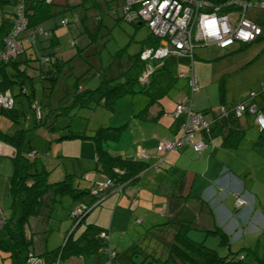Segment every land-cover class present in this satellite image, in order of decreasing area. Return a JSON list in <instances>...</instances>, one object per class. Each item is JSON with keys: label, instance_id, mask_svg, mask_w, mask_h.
<instances>
[{"label": "rangeland", "instance_id": "obj_1", "mask_svg": "<svg viewBox=\"0 0 264 264\" xmlns=\"http://www.w3.org/2000/svg\"><path fill=\"white\" fill-rule=\"evenodd\" d=\"M62 2L67 3L68 6L56 15V19L59 20L61 16H66L70 21L56 27L60 34V41L55 44L53 50L57 52L59 49L66 53L64 60L69 58L65 62L66 65L57 71L51 65L52 63L44 62L53 67V75L40 76L37 74L31 82H25L22 90L18 85L12 87V92L15 93L14 105L22 111L18 121H13L0 114V127L3 130L11 132L17 127L25 128V141L21 145V156L14 157L12 163L10 157L2 158L4 156L0 155V233L2 232L1 221L14 211V208L10 206L13 199L8 192L12 172L14 173L16 169L22 170L25 163L34 160L38 167L48 170L49 181L61 179L66 173H72L77 185L92 186V180L87 179L82 172L85 166L93 164L94 157L97 155L94 140L82 136L62 138L58 136L75 131L92 134L99 125L118 126L121 120H125L132 106L138 113L149 100L147 94L138 91L119 96L110 108L101 104L81 107L70 105L71 89L76 80L85 87H95L109 65L114 66L118 61L124 64L142 46L150 43V29L144 23L137 24L138 18L131 20L122 16L123 11L120 6L115 11L96 9V6H93L83 21H74L75 15H81L85 11L84 4L92 5L91 1L55 0L53 6H58ZM95 10L99 12L97 15L92 13ZM248 12L260 17L264 25V9L249 8ZM1 13L0 9V24L2 22ZM3 35L4 32H1L0 39ZM71 39L74 40V44L70 43ZM78 48H82L81 52L73 56ZM90 49H93L92 54L88 52ZM95 59L98 60L96 65L93 63ZM168 61L170 68L175 73L181 74L165 96L163 95L162 103L168 107V111L166 109L167 112L164 113L169 118L164 121L166 124L175 118L173 112L180 101H185L193 110L207 108L210 113V111L218 110L221 103L228 108L247 97L252 90H259L264 81V31L258 39L248 43L235 42L225 48L219 47L214 42L198 43L193 48V54L190 52L171 53ZM55 77H57L56 80H52ZM191 77L196 79L194 90L190 84ZM221 82L224 85L223 98L220 97ZM242 122L245 128L241 142L236 147H225L219 144L217 147L229 154L228 161L237 170L238 176L245 179L246 186L251 188L248 190L252 194L257 192L252 187L259 190V197L245 199L242 203L248 200L249 204L256 206L255 212L261 220L254 221L256 227L252 224L245 226L242 235L240 228L235 232L228 231L229 233H226L228 241H221L220 232L205 229L190 231L201 233V235L191 234V236L202 239L205 244L215 248L219 255L232 256L233 260L225 264H264V128L255 123L252 116L247 119L242 118ZM128 129L124 130L120 141L124 139L126 142L135 135V133H129ZM214 139V142L218 141V137ZM116 142L115 138H108L103 144L108 148L109 144H116ZM29 145L36 151L35 157H28ZM186 146L192 148V145L186 144ZM196 155L200 157V153L196 152ZM182 162L189 166L188 159ZM7 171H10L8 179L6 175H3ZM96 173V177L101 176L100 171ZM101 178L96 180L97 183L105 182V178ZM118 194L114 192L109 196L113 206L117 202ZM44 196L46 204L41 210V216L36 217L41 221L39 228L46 226L47 229L44 234L39 235H44V238L48 237L50 242L57 245L62 243L63 233L67 226L69 228L74 226L72 225V211L82 209L84 202L73 200L67 194L56 196L52 202L51 190H48ZM20 209L18 201L17 216L20 214ZM106 209L110 217L112 209L107 204H100L88 212L87 221L92 218L99 220L106 218ZM124 212L125 209H123ZM142 213V208H139L138 213L133 212V221H135L134 216H141ZM207 227L212 226L209 224ZM80 229L81 227L77 228L75 234H78ZM248 229L249 231H246ZM223 230L225 231L226 227ZM118 233L121 235L120 232H116L115 237L122 241L126 234L118 237ZM137 240L140 248H137L136 256L142 257L146 254L144 248L146 243L154 245L151 247L153 248L151 252L157 255L165 250V239L161 236L157 238V236L149 237L143 234L139 236L138 234ZM249 249L252 251L248 252Z\"/></svg>", "mask_w": 264, "mask_h": 264}, {"label": "trees", "instance_id": "obj_2", "mask_svg": "<svg viewBox=\"0 0 264 264\" xmlns=\"http://www.w3.org/2000/svg\"><path fill=\"white\" fill-rule=\"evenodd\" d=\"M90 1L92 3L91 6L100 8V0ZM82 2H80V4H83ZM115 2L118 3L113 9H116L118 6L122 9V0H116ZM54 3L55 0L51 2H46L45 0H26L24 2L27 24L22 34L27 36L36 33L39 28H42L44 33H36L33 41L25 40L23 42V48L20 53H25L26 57L24 59L18 58L20 54L18 53V55L8 60L0 61V90L9 89L14 99L15 93L12 92V87L18 85L22 90L25 82H31L34 78V76L27 71L28 63L37 60V69H39L40 63L50 62L58 71L66 65L65 62L69 59L66 58L64 60V58L59 57L53 52L52 46L54 43H57L55 41L56 36L53 32L59 24L61 25L60 19L64 17L61 16L58 20L56 19V15L63 12L68 6L67 3H62L60 4V9L55 10L53 8ZM0 9L2 11L0 33L4 32L3 37L0 39L1 47L4 42V37L11 29L15 19L17 0H0ZM75 16L80 19L85 18L87 16L86 8L81 15ZM122 16L124 15L122 14ZM249 16L262 27V32L256 37L258 39L264 31L263 22L260 17H256L251 13H249ZM48 20L53 24L56 23V25L52 27L48 26ZM140 23L143 22L141 21L137 24ZM6 24H8V27H6ZM248 42L251 41L242 43ZM160 44L161 39L150 32V43L142 46L141 49L131 55L124 64L118 61L114 66L109 65L105 72L102 73V77L95 87H85L76 80L73 84V89H71L72 101L70 105L81 107L101 104L110 108L119 96L125 93H134L138 91L144 92L149 96L148 104L158 100L159 97L166 94L177 77L181 74L175 73L170 68L168 55L162 59L152 58L148 60L151 65L150 72L144 81L140 79V75L147 68L148 63V61L140 57L141 50L144 47H156ZM81 50L82 48H78L73 56L79 54ZM88 52L92 54L93 49H90ZM44 55L52 56V59L44 61L42 60V56ZM93 63L95 65L98 64V60L95 59ZM184 75L186 74L184 73ZM56 78L57 77L52 78V80H56ZM223 91L224 85L221 82L220 97L222 98ZM25 93L27 94L28 92L26 91ZM262 95L263 94H260V96ZM247 97L242 100H245ZM148 104L145 105L139 113L144 112ZM234 104L227 108L221 103L227 110V113L221 116L217 112L218 110L210 111V113L207 108L195 110L203 113L212 121L211 130L207 135L209 139L211 136L212 138L214 136L219 137L221 139L220 144L226 147H236L243 139L245 125L242 122V118L247 119L249 116H252V120L254 121V114L247 110L243 112L242 116H236L232 113ZM259 105L264 109V104ZM21 113L22 111L16 106L6 108L0 105V114H3L13 121H18V117ZM123 126L124 125H118L112 127L109 125H99L92 134L75 131L71 133H62L58 136V138L64 136L92 138L97 150L95 165L92 169L83 171L82 174L90 171H100L106 175V180L108 178L110 179L109 183L105 184L106 180L102 184L94 181L90 187H81L74 182L72 173H66L61 179L49 181L47 177L48 170L38 167L34 160L32 162L29 160L24 164L22 170H15L14 173L11 174L8 192L13 199L10 206L14 208V211L10 216L4 218L1 223L2 232L0 233V251L3 253V259H8L7 264H24L29 252L40 258L37 264H44L40 255L34 253L31 249V239L25 232V226L29 217L39 214L45 206L44 194L48 190L53 192L54 197L67 194L70 195L73 200L84 202L82 209L78 208L77 213H71L73 220L72 225L74 224V226L65 232L62 243L51 249L56 257H65L71 254H79L84 251H93L97 249H104L110 255L107 248L117 252V250L110 245L107 230L94 222H85V218L88 212L99 205L110 191L116 190L115 187L117 185L122 186V190L126 184L136 181L139 175L151 165L148 160L151 156L150 153L148 157H143L141 155H138V157H128L118 153L113 154L104 146L103 142L108 138H118ZM0 140L14 147L15 157L18 155L21 156V145L25 141V128L17 127L12 132H7L0 127ZM32 150V146L29 145L28 151L31 152ZM35 155L36 151H33V156L35 157ZM33 156L29 155L28 157L30 158ZM94 188L97 190L96 193L92 192ZM18 201L21 209L20 214L17 216ZM164 223L175 227L173 239L170 244L169 260H178L182 264H225L233 260L232 256L219 255L215 248L205 244L203 240L195 239L189 235L188 229L198 226L199 223L183 218L177 219V217L171 218ZM82 224H84V227L77 236H74L75 230ZM158 227L159 226L156 225L152 228L158 230ZM205 230L220 232L221 241H228L226 232L219 225ZM101 232L105 234L101 235ZM250 251H252V249H249L248 252Z\"/></svg>", "mask_w": 264, "mask_h": 264}, {"label": "crops", "instance_id": "obj_3", "mask_svg": "<svg viewBox=\"0 0 264 264\" xmlns=\"http://www.w3.org/2000/svg\"><path fill=\"white\" fill-rule=\"evenodd\" d=\"M115 1L100 0L99 6L104 10L115 11L116 9L113 8L118 3ZM84 7L86 8L87 14H89V10L93 6L84 4ZM53 8L55 10L60 9V5L53 6ZM96 11H92V13L97 15L99 12ZM83 19L80 20L83 21ZM53 25H56V23L53 24L48 20V26L52 27ZM53 33L56 36L55 41L59 43L60 34L56 28ZM57 43H54L52 47ZM53 52L61 58H64L66 54L59 49L57 52L55 50ZM25 57V53H20L18 56V58L23 59ZM37 64V60L27 64L29 74L34 77L37 74H40V76H43V74L46 76L53 75L54 66L51 67L49 64L47 65L42 62L39 64V69H37ZM30 70L33 72L31 73ZM263 95L259 96L258 99L256 98L258 104H264ZM164 96L159 97L158 100L150 104H148L149 100H147L145 105L148 104V106L144 112L137 113V110L132 106L131 110L126 114L125 120H121L122 122L119 124L124 126L116 139V144H109L108 146L111 153H118L128 157H138L139 149L144 148L151 154L148 158L151 165L139 175L136 181L126 184L121 191H110L103 198L100 204H107L112 209L110 217L106 209V218H100V220L92 218L89 221H87L88 218H85V222H94L107 230L110 245L117 252L111 256L104 249H97L84 251L79 254H71L65 257L57 256V258L51 249L58 244H53L49 241L48 237L44 238V235H39L40 233L44 234L47 229L46 226H42V228L38 226L41 222L37 219L38 216H41L42 212H40L29 217L25 226V232L31 239V249L34 253L40 255L44 264H159V262L160 264H182L178 260H169L170 244L175 231L174 226L164 223L169 219L177 217V219L183 218L199 223L198 226L188 229L190 236L191 234L201 235V233L196 231L192 233L190 231L192 229L201 231L207 228H214L217 225L221 226L222 229L226 227V233H229L228 231L235 232L240 228L241 235L244 233L245 226L248 224L256 227L254 221L261 220L255 212L256 206L249 204L248 200L240 205H237L236 201L239 196L244 199L259 197V190L256 187H252L257 191L256 194H252L248 190L251 188L246 186L245 179H241L238 176L239 173L228 161L229 154L224 153L221 148L217 147L218 144L221 145V139L219 137L218 141L214 142L216 136L213 138L211 136L209 139L208 136L204 135L206 145L200 151H195L193 148L183 145V147L168 150L163 153V159H159L160 152L156 149L157 143L164 138L176 137L181 131V118L175 117L169 124L164 122L169 120L164 115L168 111V107L162 103ZM14 102L11 107L15 106ZM166 126L168 127L166 128ZM127 128H129V133H135V135L126 142H124V139L120 141L124 130ZM32 151L35 150L33 149ZM196 152L200 153L201 158L196 155ZM0 155L4 156L2 158L10 157L13 163L15 149L13 146L6 144L5 150L0 152ZM94 158L96 159V155ZM95 159L91 166H85V170L94 167ZM187 159L189 166H186L182 162L183 160L187 161ZM196 163L197 165H195ZM9 173L10 171L3 173V175H6V179H8ZM100 175L96 177V171H90L84 174L92 182L102 179L101 177L106 180L104 173L101 172ZM114 192L119 193L115 206H113L111 197H109ZM51 200L52 202L55 200L54 194ZM139 208L143 209V213L141 216H134L135 221H133V212L138 213ZM123 209H125L124 213ZM209 224L212 227H207ZM156 225L159 226L158 230L152 228ZM80 227L82 229L84 224ZM138 227L141 228L139 229ZM68 229L69 227L67 226L63 233V238ZM246 231H249V229ZM116 232L121 233V235L118 233V237H123L126 234L122 238V241L115 237ZM78 234L74 233V236ZM138 234L139 236L141 234L149 237L157 236V238L161 236L165 239L164 252L157 255L155 252H151L153 251L151 247L154 245L151 246L149 243H146L144 244L146 254H143L142 257L136 256L137 248H140L137 240ZM2 255L3 253L0 251L1 264H7L8 259L4 260Z\"/></svg>", "mask_w": 264, "mask_h": 264}, {"label": "built area", "instance_id": "obj_4", "mask_svg": "<svg viewBox=\"0 0 264 264\" xmlns=\"http://www.w3.org/2000/svg\"><path fill=\"white\" fill-rule=\"evenodd\" d=\"M17 0V9L12 27L4 37L3 45L0 47V61L8 60L22 51L23 42L34 39L36 33H44L42 28L36 33L23 35L22 32L27 24L24 2ZM51 2L52 0H45ZM122 11L124 17L129 19L138 18L150 29L154 36L161 39V44L156 47H144L140 57L146 61L155 58L162 59L171 53H192L196 44L216 43L225 48L235 42H246L256 39L262 32L261 25L249 16V8L264 9V0H122ZM79 18L73 17L74 21ZM70 21L67 17L60 19L61 24ZM71 43L74 40L71 39ZM52 56L44 55L42 60L48 61ZM151 69L150 61L147 68L141 73L140 79L145 80ZM192 89L196 88V79L191 77ZM264 93V81L260 89L252 90L245 100H240L233 105L236 116H242L244 111L254 114V122L264 128V109L256 101L260 93ZM187 99V97H185ZM14 96L9 89L0 90V105L9 108L13 105ZM219 115L227 113L226 107L218 108ZM174 116L181 118V133L173 138L161 139L156 149L160 152L159 159H163V153L176 149L183 145H192L193 149L200 151L206 145L204 135L211 130V120L201 112L195 111L185 101L176 104ZM194 135L196 137L194 138ZM6 143L0 140V152L5 150ZM33 156V151L29 152ZM139 155L148 157L149 152L144 148L139 149ZM108 178L105 182L109 183ZM120 185L115 187L121 190ZM92 192H97L94 188ZM245 199L237 198V205ZM78 209L72 211L77 213ZM101 232V235H104ZM110 255L116 252L109 249ZM40 258L29 252L24 264H37Z\"/></svg>", "mask_w": 264, "mask_h": 264}, {"label": "water", "instance_id": "obj_5", "mask_svg": "<svg viewBox=\"0 0 264 264\" xmlns=\"http://www.w3.org/2000/svg\"><path fill=\"white\" fill-rule=\"evenodd\" d=\"M139 22H141V21H139ZM95 205V204H94Z\"/></svg>", "mask_w": 264, "mask_h": 264}]
</instances>
